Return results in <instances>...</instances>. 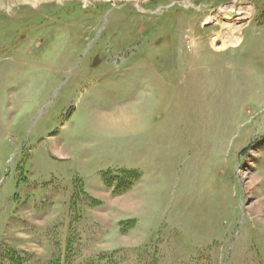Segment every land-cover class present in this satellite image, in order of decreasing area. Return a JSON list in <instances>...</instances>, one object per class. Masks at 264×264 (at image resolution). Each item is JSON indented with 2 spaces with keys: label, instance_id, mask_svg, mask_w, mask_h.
I'll return each mask as SVG.
<instances>
[{
  "label": "rangeland",
  "instance_id": "rangeland-1",
  "mask_svg": "<svg viewBox=\"0 0 264 264\" xmlns=\"http://www.w3.org/2000/svg\"><path fill=\"white\" fill-rule=\"evenodd\" d=\"M10 249L264 264V0H0Z\"/></svg>",
  "mask_w": 264,
  "mask_h": 264
},
{
  "label": "trees",
  "instance_id": "trees-1",
  "mask_svg": "<svg viewBox=\"0 0 264 264\" xmlns=\"http://www.w3.org/2000/svg\"><path fill=\"white\" fill-rule=\"evenodd\" d=\"M7 254L10 264H23L21 256L15 251L10 249ZM50 264H58V260H52ZM64 264H68L66 259H64ZM92 264H114V262L112 261V255L108 254L96 258Z\"/></svg>",
  "mask_w": 264,
  "mask_h": 264
},
{
  "label": "bare ground",
  "instance_id": "bare-ground-1",
  "mask_svg": "<svg viewBox=\"0 0 264 264\" xmlns=\"http://www.w3.org/2000/svg\"><path fill=\"white\" fill-rule=\"evenodd\" d=\"M241 12H243V11H239V12H237V13H241ZM244 14H245V13H244ZM229 26H230L231 29H232V28L235 29L234 24H230ZM233 29H232V31H233ZM229 31H230V30H229ZM231 35H233V34H231ZM236 35H237V34H236ZM234 37H236L234 40H236V39L239 38L238 35H237V36L234 35Z\"/></svg>",
  "mask_w": 264,
  "mask_h": 264
}]
</instances>
